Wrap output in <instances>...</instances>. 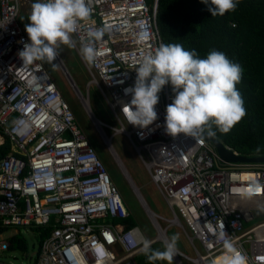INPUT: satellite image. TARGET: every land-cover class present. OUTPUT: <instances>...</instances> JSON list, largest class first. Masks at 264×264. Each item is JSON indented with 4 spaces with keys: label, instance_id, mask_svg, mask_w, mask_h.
Instances as JSON below:
<instances>
[{
    "label": "built area",
    "instance_id": "1",
    "mask_svg": "<svg viewBox=\"0 0 264 264\" xmlns=\"http://www.w3.org/2000/svg\"><path fill=\"white\" fill-rule=\"evenodd\" d=\"M35 1L61 27L59 41L73 44L121 129L90 113L92 122L128 138L197 256L176 248L160 224L167 220L152 212L158 238L122 222L131 214L104 162L18 24L21 0H0V253L14 248L10 229L42 228L49 233L35 264H135L157 240L175 264H216L221 255L264 264V162L223 159L203 128L177 117L196 97L168 91L158 0ZM31 19L40 29L42 18Z\"/></svg>",
    "mask_w": 264,
    "mask_h": 264
},
{
    "label": "trees",
    "instance_id": "2",
    "mask_svg": "<svg viewBox=\"0 0 264 264\" xmlns=\"http://www.w3.org/2000/svg\"><path fill=\"white\" fill-rule=\"evenodd\" d=\"M156 24L169 93L196 97L177 117L244 156H264V0H158ZM40 232L43 240L49 230ZM133 261L163 264L153 246Z\"/></svg>",
    "mask_w": 264,
    "mask_h": 264
},
{
    "label": "rangeland",
    "instance_id": "3",
    "mask_svg": "<svg viewBox=\"0 0 264 264\" xmlns=\"http://www.w3.org/2000/svg\"><path fill=\"white\" fill-rule=\"evenodd\" d=\"M21 2L23 5L17 19L19 26L22 27L28 39L39 52L43 64L70 105L78 126L104 162L113 183L128 206L131 217L136 221V225L145 238L148 240L158 238V232L147 211L149 210L167 220V222L160 221V224L167 228V236L176 248L191 257L197 256L186 232L169 222L174 219V215L166 200L152 183L138 153L128 138L123 134L114 135L115 132L108 128H104V132H101L99 127L92 122L90 113L101 122L121 129V125L103 92L97 84L91 83L93 77L88 73L73 44L68 41H59L61 27L46 13L37 12L35 0H21ZM33 14L42 18L40 29L33 25L31 19ZM41 30L46 33V38L42 35ZM49 41L57 43L56 51L50 48ZM54 54H57L58 58ZM68 75L76 85L77 91L88 99L87 109L69 82ZM142 157L147 160L145 154H142ZM38 230L43 231L42 228L10 229L5 238L12 234L15 235L25 242V249L12 248L4 254L0 253V262L4 264H35V254L39 251L44 240ZM195 244L203 252L200 243L196 241ZM152 246L163 264H175L163 241L157 240ZM184 263L194 264L187 259H184Z\"/></svg>",
    "mask_w": 264,
    "mask_h": 264
},
{
    "label": "water",
    "instance_id": "4",
    "mask_svg": "<svg viewBox=\"0 0 264 264\" xmlns=\"http://www.w3.org/2000/svg\"><path fill=\"white\" fill-rule=\"evenodd\" d=\"M69 81L72 83V79H70L68 75ZM99 123V121H97ZM203 138L207 142H212L217 151L219 152L220 156L227 160V161H232V162H264V156H254V157H249V156H244L240 154H236L234 151L230 150L228 147H226L219 139L216 137L210 135L207 132L203 133ZM149 216H152L151 211L147 210Z\"/></svg>",
    "mask_w": 264,
    "mask_h": 264
},
{
    "label": "bare ground",
    "instance_id": "5",
    "mask_svg": "<svg viewBox=\"0 0 264 264\" xmlns=\"http://www.w3.org/2000/svg\"><path fill=\"white\" fill-rule=\"evenodd\" d=\"M51 48L56 51V45L55 44H51ZM97 125H99V123L97 122ZM108 143H110V141H108ZM162 234H164V232H162ZM216 264H234L233 261L228 258L227 255H221L217 258ZM241 264H246V263H241Z\"/></svg>",
    "mask_w": 264,
    "mask_h": 264
}]
</instances>
